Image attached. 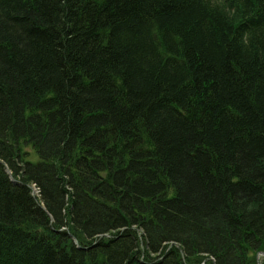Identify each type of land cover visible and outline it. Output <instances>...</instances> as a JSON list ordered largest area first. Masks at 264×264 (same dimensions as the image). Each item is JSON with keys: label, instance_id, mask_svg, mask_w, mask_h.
I'll use <instances>...</instances> for the list:
<instances>
[{"label": "trees", "instance_id": "obj_1", "mask_svg": "<svg viewBox=\"0 0 264 264\" xmlns=\"http://www.w3.org/2000/svg\"><path fill=\"white\" fill-rule=\"evenodd\" d=\"M261 250L264 0H0V264Z\"/></svg>", "mask_w": 264, "mask_h": 264}, {"label": "rangeland", "instance_id": "obj_2", "mask_svg": "<svg viewBox=\"0 0 264 264\" xmlns=\"http://www.w3.org/2000/svg\"><path fill=\"white\" fill-rule=\"evenodd\" d=\"M105 235H107V234H105ZM237 255H239V254H237ZM184 256H185V255H183L182 257L184 258ZM211 258H212V257H211ZM258 260H259V262H261V263H262V262H263V260H264V256H262V257H261V256H259V257H258Z\"/></svg>", "mask_w": 264, "mask_h": 264}, {"label": "water", "instance_id": "obj_3", "mask_svg": "<svg viewBox=\"0 0 264 264\" xmlns=\"http://www.w3.org/2000/svg\"><path fill=\"white\" fill-rule=\"evenodd\" d=\"M12 181H15V180L12 179ZM103 236H104V235H101V236H99V238H101V237H103ZM172 244H175V243H172Z\"/></svg>", "mask_w": 264, "mask_h": 264}]
</instances>
